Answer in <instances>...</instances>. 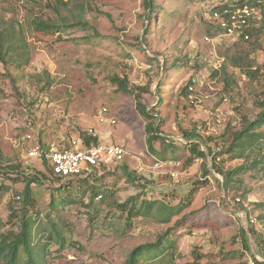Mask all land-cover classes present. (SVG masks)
<instances>
[{
	"label": "rangeland",
	"instance_id": "1",
	"mask_svg": "<svg viewBox=\"0 0 264 264\" xmlns=\"http://www.w3.org/2000/svg\"><path fill=\"white\" fill-rule=\"evenodd\" d=\"M64 1L0 0L1 16L15 26L9 43L17 59L0 60V237L20 230L11 213L21 206L25 182L10 177L42 171L47 177L31 186L35 205L27 204L38 264H128L135 247L169 229L162 254L149 251L142 264L264 260L252 234L250 249L241 239V228L251 225L264 235V141L254 147L236 139L261 110L264 29L246 42L224 35L212 9L234 0H153L154 10L146 0ZM34 18L59 28L38 30ZM235 56L252 66L251 76L233 65ZM115 77L141 93L163 138L148 144L149 120ZM192 131L200 136L190 139ZM88 135L123 145V164L137 180L121 166L90 178H50L46 161L28 156L33 139L68 147ZM194 142L204 156L192 150ZM214 154L223 171L237 172L228 187ZM155 157L176 164L156 168ZM92 187L103 197L92 200ZM130 197H138L131 201L137 213L131 203L118 208ZM196 252L206 255L201 263ZM27 257L22 248L18 264H30Z\"/></svg>",
	"mask_w": 264,
	"mask_h": 264
},
{
	"label": "trees",
	"instance_id": "2",
	"mask_svg": "<svg viewBox=\"0 0 264 264\" xmlns=\"http://www.w3.org/2000/svg\"><path fill=\"white\" fill-rule=\"evenodd\" d=\"M264 1V0H263ZM260 2V0H234L232 3H225L222 5H218L217 7L212 9V15L214 10L220 9L222 7H238L243 4H250V5H258L262 4L264 2ZM57 2L65 4L64 0H57ZM145 4L148 9L154 10L155 9V3L153 0H146ZM160 5L157 6V8ZM31 23L35 24L36 28L38 30H53L55 27L59 28V25L56 23H49L45 22L42 20H38L36 18L31 20ZM78 24H82L81 22H78ZM12 28H15V26L7 25L6 21L4 20V17L1 16L0 14V60H2L4 63H8L9 61L17 60L14 58L12 54H10L13 45L10 44L9 42H13V40H16V36L14 35V32ZM219 28V27H218ZM220 29V28H219ZM261 29L263 28H254L249 30V33L251 34V38L254 37L255 34H257ZM220 31H222L220 29ZM223 32V31H222ZM250 38V39H251ZM24 38H19V41H23ZM249 40H244L240 39L237 42H246ZM232 63L235 67L242 68L245 70L246 74L252 75V66H248L246 63L245 65L242 63L241 57L235 56L234 58L232 57ZM176 66V64H174ZM246 66V67H245ZM114 82L119 85V89L121 91L127 92V93H132L135 96L137 107L140 111V114L145 117L146 119L149 120L148 125L146 126V133L148 135L147 142L149 145H152L155 140L163 138L161 136V131L159 128V125L155 123V113H152L148 106L145 105L142 101V95L141 93H135L134 90L130 89L128 86V82L125 79H120L118 77H115ZM184 94H188L189 90L188 87L187 89L183 90ZM163 97L159 96V101H162ZM259 106L261 107V110L257 113V116L254 120L248 121L246 125L243 126L241 131L238 132L236 139H244L245 142H248L251 146H261L262 142L264 141V131H261V128L264 126V97L261 98L259 102ZM187 136L190 139H195L198 138L200 135L195 133L194 131L192 132H186ZM84 142L86 145H90L92 143L98 144L99 143V138L98 136L94 135H88L84 137ZM192 150L197 151L198 155L204 156L205 152L200 149V144L199 143H192L191 144ZM229 150H232V145L230 146ZM216 154L213 156V166L214 168L219 172L222 173L224 176V180L226 183V187L230 186L231 182L234 180L235 174L237 173L234 170H229V171H223L222 168L218 165L216 161ZM251 164H254L251 163ZM250 164V165H251ZM46 166L48 167L51 175L49 176L50 178H55V179H60L64 180L61 176L54 175L52 173V170L50 168V165L46 162ZM123 169V173L130 179L132 182L137 180L135 176V172H131L127 164L121 165ZM21 173L16 172V177H10V179H13L15 181H24L25 182V187L22 192L23 195V200L21 202L20 208L13 210L11 217H13L14 222L18 223L20 225V230L16 233H12L11 237H7V235H1L0 237V259H3L6 264H18L19 260V254L22 248L27 252L28 254V263L30 264H38L36 259V256L33 251V241L34 237H32V227H33V215L30 213V208L27 207V204H30L32 207L35 205V202L33 201V196H32V184L33 183H40L46 178L47 176L42 173V171H37V172H32V173H27V171L20 170ZM12 176V175H10ZM94 181V180H93ZM92 189H94L92 187ZM93 194L91 196L92 200H95L97 196H99L100 193L98 188L94 189ZM106 192V191H104ZM102 195V194H101ZM195 193L193 191L192 196L188 198L186 202H184V206L188 205L189 203L192 202L193 197ZM103 197V195H102ZM137 198L130 197L129 200L125 201L124 203H118V208L120 209H126L127 206L131 203V214H134L136 211V205L135 203L131 202L132 200H136ZM86 205H89V203H86ZM183 206V207H184ZM183 207L179 208V211L182 210ZM132 215H130L131 217ZM171 229L165 232L166 235H161L159 239L152 243H145L141 244L137 247H135L128 256L127 263L128 264H142L144 258L146 257V253L149 251H152L154 249H157L158 252L154 254V256H160L162 254L163 249L160 251L159 250V245L162 244V242L169 240L168 234ZM249 233L253 235L254 240L256 242V248L258 254L262 255L264 258V235L260 233L257 229L250 226V229L246 228H241V239L243 242V245L246 249H250V242H249ZM64 243V240H62ZM47 247V246H46ZM172 247V243L171 246ZM42 255L38 254L37 258H40ZM206 255L200 252L195 253V261L200 262L201 260L204 259ZM254 264H264V260L257 259L255 257V262Z\"/></svg>",
	"mask_w": 264,
	"mask_h": 264
},
{
	"label": "built area",
	"instance_id": "3",
	"mask_svg": "<svg viewBox=\"0 0 264 264\" xmlns=\"http://www.w3.org/2000/svg\"><path fill=\"white\" fill-rule=\"evenodd\" d=\"M263 0H260L262 2ZM264 2V1H263ZM213 19L224 35L234 41L249 40V30L254 28L264 29V3L258 5L243 4L238 7H222L213 12ZM197 79H193L189 86L190 91L196 88ZM193 102H197V96L191 94ZM108 112V108H102L101 114ZM115 123V120H112ZM32 138L31 135L28 136ZM83 143H82V142ZM127 154L126 148L118 143H101L86 145L84 140L75 139L68 147H58L56 143L43 144L33 139V144L28 150L29 157H38L45 160L54 175L61 176L64 180L92 177L101 169L118 168L122 165ZM175 162L163 161L154 158V166L163 168L175 165ZM172 175H176L173 171ZM99 195L98 198H101ZM254 264V263H252Z\"/></svg>",
	"mask_w": 264,
	"mask_h": 264
}]
</instances>
